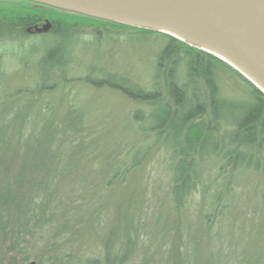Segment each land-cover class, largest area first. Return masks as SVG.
Segmentation results:
<instances>
[{
	"label": "rangeland",
	"instance_id": "1",
	"mask_svg": "<svg viewBox=\"0 0 264 264\" xmlns=\"http://www.w3.org/2000/svg\"><path fill=\"white\" fill-rule=\"evenodd\" d=\"M45 12H51L47 20L64 17ZM75 29L62 46L65 62L53 67L45 54L61 36L0 35V149L3 129L14 147L0 154V191L6 179L30 178L39 184L31 197L43 198L46 208L30 234H23L21 252L22 245L14 250L7 241L15 236H0V264H21V254L32 257L27 264H51L53 258L55 264H105L108 257L115 264H212L211 253L222 248L215 233L226 241L224 264H264V172L228 169L218 179L219 159L198 158L201 183L177 205L172 188L179 157L165 143H175V130L167 128L161 137L152 131L161 125L152 113L164 98L144 101L97 83L116 75L133 90L154 91L168 40L101 29L97 43L98 27L79 23ZM179 76L187 80L185 63ZM216 79L223 100L252 98L250 87L226 70L218 68ZM227 130L212 135L221 139ZM29 141L48 153L26 157L22 147ZM136 155L142 164L133 168ZM228 184L224 201L231 219L222 227L214 199Z\"/></svg>",
	"mask_w": 264,
	"mask_h": 264
},
{
	"label": "trees",
	"instance_id": "2",
	"mask_svg": "<svg viewBox=\"0 0 264 264\" xmlns=\"http://www.w3.org/2000/svg\"><path fill=\"white\" fill-rule=\"evenodd\" d=\"M19 3L23 5L21 7L0 5V7H5L0 9V35L15 31L24 35L28 26L41 19L37 9L29 7L33 4L23 1ZM62 13H64L63 18L61 16L53 17L55 24L50 33L54 37L61 36L62 40L57 41L56 44L52 43L53 45L51 44L45 54V59L52 63L51 67L55 62L60 63L63 60V43L73 37L75 28L79 23L98 27L99 31L96 32L97 43H100L101 40L99 35L101 29L125 30L142 35H159L168 40L167 47L159 57L158 73L154 77L159 80V83L154 87V91H143L136 87L133 90L130 82L118 79L116 75L107 76L97 83L116 87L123 93L141 98L144 101L152 98H156V100L164 98L165 104L159 105L152 113V117L159 120L161 125H155L152 131L161 137L167 134V128L175 130L174 134L177 138L175 143L170 144L166 142L167 139L165 143L166 148L172 150L173 154L179 157L174 168V185L172 188L174 201L177 205L183 204L187 195L201 183L202 177L198 173L196 162L198 158L202 159L204 156L210 155L219 159L218 179L228 169L232 172L251 169L264 172V159L261 155L264 151V94L245 80L242 75L215 56L192 48L166 34L131 28L78 14ZM63 62L65 61L61 63ZM183 63L186 64V81H181L179 78V70ZM218 68H222L244 81L251 89L252 98L247 101L223 100L220 97L219 84L216 79ZM86 81L90 82L91 80L88 78ZM202 83L205 89H203ZM162 94H165V97ZM139 114L140 112L136 113L137 118L140 117ZM224 126L228 130L224 133L223 138L219 139L212 135L216 131H222ZM5 130H1L2 145H4L0 149L1 155L11 153L14 148L10 142L8 131ZM22 150H24L23 153L26 157L48 153L41 151V148L35 147L30 141L22 147ZM141 164L142 158L136 155L132 161V167L136 168ZM24 178L17 176L11 180L6 179L1 184L2 190L0 191V236H15L14 240L9 238L7 241L15 245L12 248L14 250L22 245L20 252L26 243L23 234H30L31 225H37L41 221L43 209H46L43 207V198H39L38 195L31 197L32 190L39 184L30 178ZM214 182L216 183V181ZM24 183H32V187L28 191L26 188L21 189ZM229 185L225 188L220 186L214 199L215 216L222 227L223 222L225 224L227 220L231 219L228 216L229 212H227L230 205L224 201L231 191ZM22 191L28 195H23ZM26 199H28V203L24 207L22 203ZM10 223H14L16 226L11 227ZM26 230L27 232H25ZM214 235L217 241L222 244V248L220 251L214 249L211 253L212 264H224L225 260L221 253L226 241L217 238L218 235L224 239L223 234L215 233ZM15 240H18V244L15 243ZM21 257V264H27L32 259V257L23 254ZM54 259L56 261V258H53L50 261L51 264H55ZM87 262L88 264H98L93 260H87ZM48 264L50 263L48 262ZM105 264L115 263L108 257ZM234 264H244V261L237 259Z\"/></svg>",
	"mask_w": 264,
	"mask_h": 264
},
{
	"label": "water",
	"instance_id": "3",
	"mask_svg": "<svg viewBox=\"0 0 264 264\" xmlns=\"http://www.w3.org/2000/svg\"><path fill=\"white\" fill-rule=\"evenodd\" d=\"M19 1L166 34L222 60L264 94V0Z\"/></svg>",
	"mask_w": 264,
	"mask_h": 264
},
{
	"label": "flooded vegetation",
	"instance_id": "4",
	"mask_svg": "<svg viewBox=\"0 0 264 264\" xmlns=\"http://www.w3.org/2000/svg\"><path fill=\"white\" fill-rule=\"evenodd\" d=\"M29 7L37 9L38 13L41 15V17H40L41 19L37 23H35L33 25H30L26 29V33H28V30L30 28H32V27L42 28L44 26V24L49 21L51 23L52 27L47 33H41V34L40 33H35L34 34V35H39V36L49 35V33H51L53 31V29H54L55 20H53V18H50V19L48 18V20H47L46 19L47 16H45V15H46V13H51V12H45V11H46V9H48L49 11H53V12L58 11V10H55V9H52V8H49V7H46V6H42V5H37V4H33V6H29Z\"/></svg>",
	"mask_w": 264,
	"mask_h": 264
}]
</instances>
